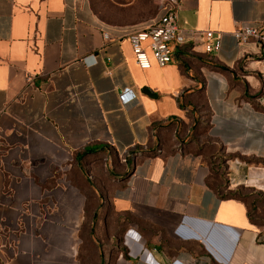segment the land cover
I'll list each match as a JSON object with an SVG mask.
<instances>
[{
	"label": "crops",
	"instance_id": "obj_1",
	"mask_svg": "<svg viewBox=\"0 0 264 264\" xmlns=\"http://www.w3.org/2000/svg\"><path fill=\"white\" fill-rule=\"evenodd\" d=\"M162 1L0 0V264H264L263 52L232 35L264 24V0H177L185 35L218 49L188 40L140 69L127 36ZM206 145L226 189L262 196L251 217L207 186ZM106 203L134 221L96 261L85 210Z\"/></svg>",
	"mask_w": 264,
	"mask_h": 264
},
{
	"label": "built area",
	"instance_id": "obj_2",
	"mask_svg": "<svg viewBox=\"0 0 264 264\" xmlns=\"http://www.w3.org/2000/svg\"><path fill=\"white\" fill-rule=\"evenodd\" d=\"M177 0H163L160 5V13L147 27L128 34L127 41L134 63L140 69H145L152 60L156 65L163 66L173 58L175 48L195 40L202 46L203 52H212L219 47V36H213L212 31L192 30L185 35L175 19V7ZM237 43H244L250 38H255L263 52V62L258 71L262 89L256 97V102L264 106V24L258 27L243 25L232 32ZM106 39L107 35L104 34ZM121 103H127L133 99V94L128 88H123L118 93ZM189 264H197L190 262Z\"/></svg>",
	"mask_w": 264,
	"mask_h": 264
},
{
	"label": "rangeland",
	"instance_id": "obj_3",
	"mask_svg": "<svg viewBox=\"0 0 264 264\" xmlns=\"http://www.w3.org/2000/svg\"><path fill=\"white\" fill-rule=\"evenodd\" d=\"M198 132H203L204 130V118L200 120ZM180 145L182 143H179ZM197 144H195L196 146ZM197 147V146H196ZM206 150L204 151L207 154L208 160L211 162V167L215 169L216 175L211 176L210 179L212 182L218 186V192L226 193V190L223 186L226 184V178L223 174L222 166H218V163L221 161L223 153L218 150L217 146H208L206 145ZM87 178H83L81 185L88 186ZM238 194L241 198L245 200L248 207L250 203H253L254 207H262V199L260 200L259 195L255 192L251 193L247 189H240L238 190ZM101 199V195H99L96 200L98 201ZM102 200V199H101ZM105 201V200H104ZM107 201V200H106ZM105 201V202H106ZM99 205V207H98ZM86 219H92V234L93 239L95 242L96 248V261H98V256H106L107 253L111 252V255L118 250L119 244L117 243V236L119 232L124 228L126 225L124 219L126 218L125 215H120L118 213H114L113 210L110 209L109 205L106 204H97V209L93 212L91 210H85ZM129 220V219H128ZM87 230V226H82L81 229V243H80V250L84 251L87 248L91 249V241L87 243V234L85 231ZM89 250V249H88ZM100 252V254H98ZM91 255V254H89ZM98 263V262H97Z\"/></svg>",
	"mask_w": 264,
	"mask_h": 264
},
{
	"label": "trees",
	"instance_id": "obj_4",
	"mask_svg": "<svg viewBox=\"0 0 264 264\" xmlns=\"http://www.w3.org/2000/svg\"><path fill=\"white\" fill-rule=\"evenodd\" d=\"M260 106H263V105H260ZM218 150L221 152V150H220L219 148H218ZM222 158H223V156H222ZM221 162H222V159H221V161L218 163V166L221 165ZM208 163H209V170H210V172H211V176L216 175L215 169L211 167V165H212L211 162L208 161ZM222 170H223V168H222ZM222 172H223V174L225 173L224 170H223ZM211 176H210V177H211ZM210 177L206 180V184H207V186L211 187V188L215 191L216 195H217L219 198H234V199H238V200H241V201L245 202V200H244L243 198H241V197L239 196V194H238V190H240V189H244V188H236V189H234V190H228V189H226V184H225V185L223 186V188L226 190V193H220V192H218V189H217L218 186L215 185V184L212 182V180L210 179ZM247 190H248V189H247ZM249 191L252 193L251 190H249ZM253 193H254V192H253ZM255 194H256V193H255ZM257 195H259L260 200H261V199H262V196H261L260 194H258V193H257ZM261 201H262V200H261ZM245 204L247 205L246 202H245ZM255 208H256V207L253 206V203H250L249 207H248V205H247V213H248L249 217H251V215L254 214V213L256 212ZM125 216H126V218L124 219V221L126 222L125 224L134 221V219L131 218L129 215H125ZM128 219H129V220H128ZM91 228H92V225H91ZM122 230H123V228H122ZM122 230L119 232L118 236L121 234ZM90 232H92L91 229H90ZM118 236H117V242H118ZM99 256H100V255H99Z\"/></svg>",
	"mask_w": 264,
	"mask_h": 264
}]
</instances>
